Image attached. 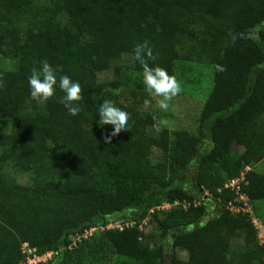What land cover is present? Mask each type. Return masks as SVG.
Wrapping results in <instances>:
<instances>
[{"label": "trees", "instance_id": "trees-1", "mask_svg": "<svg viewBox=\"0 0 264 264\" xmlns=\"http://www.w3.org/2000/svg\"><path fill=\"white\" fill-rule=\"evenodd\" d=\"M145 40L156 57L150 66L170 75L180 64L212 66L198 135L150 133L156 116L143 102L153 96L132 55ZM1 58L9 67L0 68V122L12 131L0 135V264L24 261L23 243L46 253L123 217L135 226L99 230L48 264H89L127 249L136 264H264L250 215L228 209L237 197L225 188L264 159V0H0ZM45 59L58 80L80 83L78 115L60 102L58 86L46 103L32 99L28 78ZM105 99L129 113V130L112 136V125L100 126ZM155 150L162 153L156 165ZM194 160L196 175L184 180ZM247 178L251 203L264 200V174ZM105 182L114 185L104 189ZM157 195L178 203L151 216L186 260L167 259L165 246L138 228ZM233 239L242 251L232 250Z\"/></svg>", "mask_w": 264, "mask_h": 264}, {"label": "rangeland", "instance_id": "rangeland-1", "mask_svg": "<svg viewBox=\"0 0 264 264\" xmlns=\"http://www.w3.org/2000/svg\"><path fill=\"white\" fill-rule=\"evenodd\" d=\"M256 36V35H255ZM7 58L0 59V68H8ZM176 77L181 83L183 91L170 102V107L167 112H163L157 107L156 101L159 97L152 98V107L150 110L156 116V122L153 127H151L150 133L152 136H156L157 131L160 129H168L173 132L176 130H187L194 135H198V120L200 118L201 110L212 90L213 85V68L208 63H198L193 62L187 65L180 64L177 67ZM160 118H166L168 123L166 127H161L158 124ZM12 128L4 121L0 122V135L10 133ZM206 140V139H205ZM209 144L205 142L202 146V150H208ZM242 151L239 148L233 150V156L239 157ZM162 161V153L158 150L154 151L153 162L154 164H159ZM164 165V164H161ZM196 160L190 166L189 171L185 174L184 180L192 181L196 175ZM251 171L260 174H264V159L259 163H253L249 165ZM114 184L112 182L103 183L104 189L112 188ZM153 203L157 205L155 208L149 209L147 212V217L141 221L138 225L140 231H143L149 236L154 246L164 245L166 248V258L171 259L173 256H177L180 259L186 260L187 253L180 250L171 248L170 242L167 239H163L162 233L158 230L157 224L152 220L151 214L154 211H160L159 216L163 212H167L174 206H167L160 196H156L153 199ZM213 209L210 211L208 217H213L216 214V204L213 202ZM156 209V210H155ZM250 218L252 223L257 230L258 234L262 239H264V200L256 201L251 203ZM141 213L142 211L139 210ZM115 225H120L121 230L135 226L133 222L128 217H123ZM101 227V224L100 226ZM99 233V230L96 232ZM232 250L242 251V242L237 239H233L231 242ZM89 264H136L133 260L132 251L123 250L117 255L111 254H100L95 255L90 259Z\"/></svg>", "mask_w": 264, "mask_h": 264}, {"label": "clouds", "instance_id": "clouds-1", "mask_svg": "<svg viewBox=\"0 0 264 264\" xmlns=\"http://www.w3.org/2000/svg\"><path fill=\"white\" fill-rule=\"evenodd\" d=\"M133 58L142 67V82L149 96L159 97L156 101L157 107L163 112H167L170 102L182 91V85L175 75H170L165 68L160 66L152 67L149 61H154L156 57L148 41L138 42L132 51ZM41 68L34 67L28 78L30 86V95L37 103H46L55 95V88L65 93L60 102L68 110L69 115L76 116L81 109L78 102L83 99L82 87L78 81H73L68 75H61L57 79L56 71L47 59L38 62ZM218 71L225 70L222 66L217 65ZM144 109L152 107V101L145 99L143 102ZM100 119L98 123L101 127L112 125V136L118 135L122 130H129L128 120L129 113L116 106L115 102L105 99L98 109ZM155 119V118H154ZM167 119L160 118L158 124L161 127L167 126ZM110 142V137L108 138Z\"/></svg>", "mask_w": 264, "mask_h": 264}, {"label": "built area", "instance_id": "built-area-1", "mask_svg": "<svg viewBox=\"0 0 264 264\" xmlns=\"http://www.w3.org/2000/svg\"><path fill=\"white\" fill-rule=\"evenodd\" d=\"M251 171L249 165L246 166L240 173L238 177H234L225 183V188L230 189L236 195V200L229 203L228 209L232 213H243L250 215L251 211V201L243 189L248 185L247 174ZM178 203L170 204L166 203L167 206H174ZM110 229L121 230L120 225H115L110 223L106 226L101 227H91L90 229H85L83 233H75L69 236V244L66 247H62L57 250H52L46 253L38 254L36 248L30 247L28 243H23L21 247V252L25 256V260L20 264H48L53 261L56 257H59L61 253L65 250L71 251L77 247L78 243L82 239H88L92 237L98 230L105 231ZM259 244L264 246V239L258 234Z\"/></svg>", "mask_w": 264, "mask_h": 264}]
</instances>
